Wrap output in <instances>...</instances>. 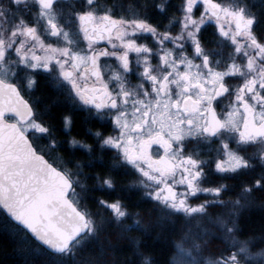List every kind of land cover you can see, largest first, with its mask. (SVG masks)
Here are the masks:
<instances>
[{"label": "snow or ice", "instance_id": "snow-or-ice-1", "mask_svg": "<svg viewBox=\"0 0 264 264\" xmlns=\"http://www.w3.org/2000/svg\"><path fill=\"white\" fill-rule=\"evenodd\" d=\"M170 3L0 0V228L31 264H118L112 230L146 232L140 205L187 225L166 264H264V215L242 226L264 210V0H179L154 23ZM60 97L100 123L93 143L70 115L57 134ZM120 173L136 204L113 196ZM132 257L153 264L139 241Z\"/></svg>", "mask_w": 264, "mask_h": 264}, {"label": "trees", "instance_id": "trees-1", "mask_svg": "<svg viewBox=\"0 0 264 264\" xmlns=\"http://www.w3.org/2000/svg\"><path fill=\"white\" fill-rule=\"evenodd\" d=\"M143 2V0H142ZM149 4L153 3H164L165 0H147ZM179 0H171V5L178 3ZM168 5V11L164 13V17H168L172 15L171 9L172 7ZM155 11V9H153ZM256 31L258 34L264 35V13L261 14L260 20L256 25ZM40 96L45 102V105H47L51 100L52 96L46 90L45 88L41 89ZM44 105V106H45ZM52 115L55 117V125L57 129V133H59V130L61 129V124H57L59 122V116H60V109L55 106V108L52 111ZM89 129V125L86 126V124H82L79 122V120H75L74 124L72 125V131L76 136L82 137L85 136L84 129ZM80 153L77 155L79 156ZM99 155V153H96ZM107 156H105L104 163L107 164ZM101 167L100 164H97V166L90 171L95 172L99 170ZM86 171H89L88 169ZM128 182H130L129 177L125 175H116V193L115 195L124 196L127 198L128 202L130 204H136L138 201V197H140V194L138 191H127L126 189L122 191V188L124 185H126ZM89 183L91 184L92 181L90 180ZM101 193H93V195H100ZM256 196H258L256 194ZM113 198V197H108ZM257 204H259V200H257ZM142 212V215L144 218H151V216H155L154 213L152 215H146L144 213V209H147L148 205H140L139 206ZM136 210V209H133ZM264 215V210H261L259 207L258 209L254 210V212H248L243 216L242 226L248 228V229H255L257 232L259 231L258 225L261 220V216ZM3 223V214L0 213V224ZM143 223H147L148 230L146 232H132L127 234V238L119 239L118 238V231L113 229V236L112 240L115 246V255L117 257L118 264H130V262L133 260L132 257V251L136 246V241H139L143 250L146 252V254L150 253L153 258V264H166V261L171 256V229L169 228L168 223L164 221L159 224H152L150 221H144ZM217 241H213V245L215 246ZM219 245V242L218 244ZM35 259L36 264H40V262L44 259L43 255L40 253H33V257ZM26 261L28 264H31V258L22 254L17 247V240L16 237L13 235V232L11 229H4L0 228V264H26Z\"/></svg>", "mask_w": 264, "mask_h": 264}, {"label": "flooded vegetation", "instance_id": "flooded-vegetation-1", "mask_svg": "<svg viewBox=\"0 0 264 264\" xmlns=\"http://www.w3.org/2000/svg\"><path fill=\"white\" fill-rule=\"evenodd\" d=\"M102 3H107V4H112V3H118L120 2V0H101ZM124 3H127L128 0H123ZM179 3V2H178ZM171 6V4H170ZM169 8V7H168ZM152 12H153V22H160L161 26H163L164 24L167 23V16L164 17V13H159L158 10H153V9H150ZM171 12H172V9H171ZM173 14V13H172ZM175 31V30H173ZM204 36H205V39L206 40H211L213 39L214 37L212 36V29H208V31H206L204 33ZM103 46V45H101ZM211 46V45H209ZM40 83L37 85V90L34 92V93H31L32 97H40V103L37 105L39 108H43L44 105H45V102L44 100L42 99V97L40 96V92H41V89L42 88H45L46 90L47 87H46V84H45V80L43 77H38ZM133 82H135V80H133ZM48 92L51 94L52 96V99L54 97V94L51 93L49 90ZM57 108L60 109V116H59V122L57 124H61L62 125V120H61V116L62 115H70L73 119V124H74V121L75 120H79L80 123L82 124H86V126H90L89 128H91L93 131L99 129L101 127L100 123L97 122L96 120L94 119H89L88 118V114L85 112V111H81V110H73L71 104L69 101H67L64 97H60L59 98V102L57 103L56 105ZM72 124V125H73ZM86 127L84 129V134L85 136H82V137H79V136H76L73 131L70 133L71 136H75L77 139H81L83 138L85 140V142L87 143H93V140L91 137L87 136L86 135ZM61 139H65V134L63 133V131L59 130V133H57ZM65 149H67V146H65ZM249 152L252 151L251 149L248 150ZM79 152H77L78 154ZM80 155V154H79ZM254 163H256V168L254 171L250 172L248 174L247 177H243L241 179H252V178H256L259 174V172L261 171L260 169V165H259V162L258 161H254ZM87 170V169H86ZM121 175H123V173H120ZM127 177H129L130 181L132 180L133 176L131 175H128ZM212 180L214 182H218L219 181V178L218 177H215L213 176L212 177ZM229 183H235L236 181H228ZM207 186V185H206ZM258 195L259 196V193H255L254 195ZM206 197L204 196H201L200 199L203 200L205 199ZM194 202H198V201H194ZM258 203V202H257ZM258 209V207H254L253 209L247 211L245 214H247L248 212H254V210ZM242 221H243V217H242Z\"/></svg>", "mask_w": 264, "mask_h": 264}, {"label": "rangeland", "instance_id": "rangeland-1", "mask_svg": "<svg viewBox=\"0 0 264 264\" xmlns=\"http://www.w3.org/2000/svg\"><path fill=\"white\" fill-rule=\"evenodd\" d=\"M133 179H135V177H133L132 178V180ZM140 195H141V193L140 192H138ZM149 206V205H148ZM152 215V214H151ZM154 215L155 216H151V218L149 219V218H144L143 217V215L141 214V220H142V222H144V221H149V223H150V221L152 222V224H159L160 225V223L161 222H163L164 223V221L166 222V223H168V225H171V226H169V228H172L171 229V243H172V245H171V255H172V251H173V245H174V243L177 241V239L179 238V236L182 234L181 233V229L183 228V227H187V225H185L184 223H183V220H182V218H176V217H171V218H169L168 220H164V221H158V216L160 215L159 213H154ZM150 216V215H149ZM147 224V223H146ZM219 242V241H218ZM218 242L216 243V245L215 246H217V244H218ZM214 246V245H213ZM260 245H257V247H259Z\"/></svg>", "mask_w": 264, "mask_h": 264}]
</instances>
